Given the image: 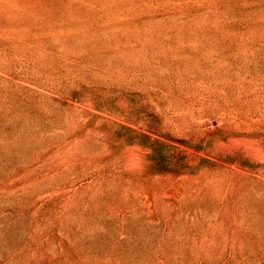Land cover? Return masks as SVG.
<instances>
[{"label":"rangeland","instance_id":"374dc122","mask_svg":"<svg viewBox=\"0 0 264 264\" xmlns=\"http://www.w3.org/2000/svg\"><path fill=\"white\" fill-rule=\"evenodd\" d=\"M0 264H264V0H0Z\"/></svg>","mask_w":264,"mask_h":264}]
</instances>
